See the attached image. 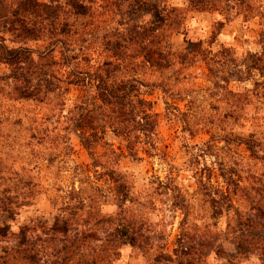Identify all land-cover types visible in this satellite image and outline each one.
Here are the masks:
<instances>
[{"label":"rangeland","instance_id":"rangeland-1","mask_svg":"<svg viewBox=\"0 0 264 264\" xmlns=\"http://www.w3.org/2000/svg\"><path fill=\"white\" fill-rule=\"evenodd\" d=\"M86 1L85 13L65 14L66 61L58 45L52 67L37 52L23 68L0 61V255L25 225L29 262L54 264L40 222L70 218L83 231L102 213L128 230L109 246L96 228V245L118 252L114 264H252L253 255L264 264V0H204L203 10L189 0ZM183 13L177 31L165 28ZM151 21L165 32L134 37L133 25ZM1 36L8 48L48 44ZM107 58L121 63L117 79L145 84L151 104L129 139L91 81H70ZM42 72L54 76L46 83Z\"/></svg>","mask_w":264,"mask_h":264},{"label":"trees","instance_id":"trees-1","mask_svg":"<svg viewBox=\"0 0 264 264\" xmlns=\"http://www.w3.org/2000/svg\"><path fill=\"white\" fill-rule=\"evenodd\" d=\"M105 1H111L112 4H115L113 0ZM189 3L196 10L206 8V2L204 0H189ZM67 10L83 14L87 11V1L0 0V61L9 64L14 69L23 68L21 65L23 59L32 61L31 53L37 52L38 59L41 61L50 58L52 67V65L55 66L56 62L55 56L52 53L57 45L60 47L59 53L61 58L66 61L69 56V48L61 34L68 31V22L65 19ZM169 10L170 14L174 11L181 13L183 9L169 6ZM170 16L168 15L167 17L168 22H166L165 28H168L167 30H170V32L177 31L179 25L184 20V13L180 17L175 16L171 18ZM136 25H133L132 33L137 38H143L147 32H154L153 30L156 29L162 30L161 35L165 32L161 28L162 24L158 26L153 24L152 21L150 23L144 22ZM4 31L11 33L14 39L17 40L20 38L34 40L47 39L48 44L41 51L28 47L8 48L4 43L3 36H1V33ZM158 35L159 33H156L154 36L158 38ZM168 51L171 53V50ZM104 63L103 65L105 66H100V69L95 73L87 72L82 75L76 69L70 81L73 83H81L85 78L91 81V85H94L98 92L99 99L109 105V112L114 113V116H110L109 112H106L104 117L108 118L112 123H116V125L121 123L122 126H118L123 131L124 137L129 139L131 132L134 130V126L135 130L138 131L140 129L143 131L144 128L138 126L140 125V121L148 120L150 117L151 104L141 96L144 92L141 91L140 87L145 84L134 77L117 79L115 70H118L121 63L110 58L104 60ZM40 76L48 83L50 81L49 78L54 76V74L51 72H42ZM94 79L96 80L95 83L92 82ZM111 118L114 119L111 120ZM131 123L132 125L129 126ZM90 129H94V127L91 126ZM124 129H127V132ZM145 131L151 133L152 129H145ZM91 135L94 136L95 132L93 131ZM137 135H135V138H138ZM83 138L85 147L89 148L88 139L86 137ZM126 147L131 151L134 145L127 144ZM113 218L114 216L112 215L99 213L98 221L94 220L93 224H91V221L87 220L85 225H89L88 228L86 227V230L78 231L76 227L72 226L70 218L57 216L48 225L40 222V227H42L43 232H40L41 234H38L37 238L42 239L43 243L46 242L52 248L54 264H68L67 261L71 264L70 260L78 256L80 257L79 263L83 264H114L113 256L117 255L118 252L113 248L115 244L112 240L115 237L120 238L127 234L128 230L124 227L119 228L118 226H114L112 223ZM109 224L110 227H108L110 230L105 228ZM99 225H101L98 228L101 233L106 236L108 235V245H113L110 249L100 248L99 245H96L97 242H94L96 239H99L97 237L99 232L96 229ZM4 229H0V236L6 235L7 231ZM71 229H74L75 233H72ZM30 232L29 227L24 225L16 234H13L14 242L11 244V248L8 249L5 247L2 249L4 255H0V264H35L29 262L30 259L35 257V255H29L35 249L29 246L31 240L33 241V236L28 235ZM108 250L110 251L109 253ZM178 264L180 263L178 262Z\"/></svg>","mask_w":264,"mask_h":264},{"label":"clouds","instance_id":"clouds-1","mask_svg":"<svg viewBox=\"0 0 264 264\" xmlns=\"http://www.w3.org/2000/svg\"><path fill=\"white\" fill-rule=\"evenodd\" d=\"M251 262H252V264H261L260 259L256 255H253L251 257Z\"/></svg>","mask_w":264,"mask_h":264}]
</instances>
